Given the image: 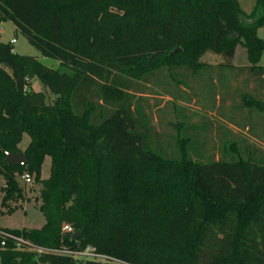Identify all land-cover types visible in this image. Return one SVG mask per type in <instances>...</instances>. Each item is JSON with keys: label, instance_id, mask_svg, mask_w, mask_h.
Masks as SVG:
<instances>
[{"label": "trees", "instance_id": "16d2710c", "mask_svg": "<svg viewBox=\"0 0 264 264\" xmlns=\"http://www.w3.org/2000/svg\"><path fill=\"white\" fill-rule=\"evenodd\" d=\"M6 20L63 69L0 41L2 204L7 213L17 208L25 193L18 179L29 172L41 184L45 218L40 228H0V264H264V149L226 136L220 158L201 161L191 135L174 133L177 153H162L159 132H151L156 143L149 137L138 102L145 99L135 96L139 84L132 90L131 82H143L145 91L161 84L158 72L167 69L179 92L206 77L212 107L217 95L230 98L238 125L264 145V42L257 35L264 0L249 12L238 0H0V22ZM240 40L248 66L232 63ZM206 52L223 61H202ZM174 69L184 76L176 80ZM27 77L41 79L53 100ZM234 79L243 85L233 94L227 89ZM24 134L31 141L22 151ZM19 152L26 165L5 161ZM47 156L51 173L42 179ZM65 223L81 235L72 240ZM14 237L48 250L90 245L122 263L41 253Z\"/></svg>", "mask_w": 264, "mask_h": 264}, {"label": "rangeland", "instance_id": "374dc122", "mask_svg": "<svg viewBox=\"0 0 264 264\" xmlns=\"http://www.w3.org/2000/svg\"><path fill=\"white\" fill-rule=\"evenodd\" d=\"M241 8L245 11H250L252 8L254 0H238ZM257 35L259 38H261L264 42V27H259L257 31ZM15 40L13 43L12 40ZM0 41L4 43H11L13 46L14 52L24 55V56H32L36 57L39 61H41L43 64L54 68H57L59 66V63L57 60H54L49 57H45L41 54L38 48L31 45L27 38L16 29L14 24L10 20L2 21L0 22ZM203 61H209V62H218L221 63L223 60L219 55L211 54V52H206L202 57ZM262 60H260L259 65H264V52L261 57ZM232 63L235 66H248L250 65V61L246 52V48L243 45V41L240 40L235 45V54L232 59ZM60 69H63L59 66ZM167 69H164V71L158 72L160 73L159 80L161 84H158L156 82L151 83L146 86V90L143 91L142 84L143 82L132 80V90L136 88V84H139V92L135 93V96H142L141 94H144L143 97L144 100H138L140 102V105L142 106V109L147 113V118L149 119V124L152 126L149 130V137H151V140H153L151 132H159L160 134V142L162 143V150L160 149L162 153H165L171 157L174 156V154L177 153V150L174 148V139L172 138V135L179 134L180 136H190V131L185 127L187 125L186 123H183L178 126V128H174L175 122H178L180 120V114L181 112L178 110V108L175 104H173L171 100H168L166 98L165 92L167 90H170L171 92L179 93L178 95L182 98L192 101L191 94L192 92L188 89L187 91H182V87H180V91L177 92V88H175V85H172V80L168 79V72L165 71ZM170 72V71H169ZM229 74L232 73V71L228 72ZM170 74L177 80L184 76V73L178 69V71L175 69L170 72ZM158 75V76H159ZM179 77V78H178ZM176 80H174L176 82ZM27 81L31 84V87L34 88L36 91H41L45 93L46 100L48 102H51L54 98V95L51 93L50 88L47 87L41 79L34 77H27ZM155 81V80H154ZM169 82V85H168ZM184 83H189L187 80L184 79ZM28 84V86L30 85ZM175 84V83H174ZM186 84V85H187ZM241 85V84H240ZM243 85V83H242ZM251 83L248 84L250 86ZM144 92V93H141ZM184 92V93H180ZM111 94L116 97L117 95L114 94V92H111ZM149 94V95H145ZM136 97V98H137ZM135 102L137 100L135 99L132 103L133 106L135 105ZM189 103V101H187ZM191 103V102H190ZM201 103V102H199ZM179 106V105H178ZM188 108H190L189 105H187ZM188 110V109H187ZM190 110L187 112L189 113ZM188 115V114H187ZM189 116V115H188ZM240 115L237 116L239 118L238 120L241 121ZM182 120V119H181ZM171 137V138H170ZM249 138V137H248ZM250 139V138H249ZM251 144L253 146H256L260 149H264V145L256 141V139H250ZM30 137L27 134L23 135V139L20 143V148L22 151L25 150L29 143ZM153 142L156 143L155 140ZM248 142V141H247ZM152 143V142H151ZM167 143H171V145H168ZM210 143H214V140H211ZM215 144V143H214ZM210 146V152L219 153L220 155V148L215 145ZM254 147V148H256ZM176 152V153H175ZM30 175H32L29 172H25ZM51 173V158L46 157V159L43 162L41 171H40V177L42 179H46L50 177ZM24 174V173H23ZM33 182L32 183H26L24 180L21 179V177L18 179L19 185L24 188V199L21 200L17 208L14 211H11L7 213L6 211L8 208L2 204V193H1V187L3 185V177L0 174V228H8V229H22V228H40L45 223V218L42 214V212L39 209L40 205V188L41 184L35 181V176L32 175ZM33 188V189H32Z\"/></svg>", "mask_w": 264, "mask_h": 264}, {"label": "crops", "instance_id": "0c3cea01", "mask_svg": "<svg viewBox=\"0 0 264 264\" xmlns=\"http://www.w3.org/2000/svg\"><path fill=\"white\" fill-rule=\"evenodd\" d=\"M203 61V60H202ZM212 66H216L219 64L218 62H209L204 61ZM59 63V62H58ZM60 66V63H59ZM59 66L57 68H59ZM207 79L206 77L198 78L196 81H193L190 84L189 88L184 86L182 87V91H187L188 89L192 92L191 97L192 101L189 103L186 99L180 98L175 99L170 93L165 92L166 98L168 100L173 101L172 103L175 104L178 110L181 112L180 120L185 121L189 124V129L191 132V138L195 141L194 145L199 148V157L201 156H208L212 154L215 160L220 158L219 153L210 152V146L214 145L218 146V148L225 147L224 142L229 139H238V138H247L254 139L248 134L247 128H242L238 125L240 120L237 118L240 115L239 111H235L232 109V100L230 98H226L222 101L221 95L216 96L215 106L212 107V100L211 96L212 93L210 92V87L208 85V81L204 82ZM213 82L218 85L219 89L221 86L218 84L217 78L213 79ZM230 86L228 87L227 91L233 93L238 91L242 88V81L239 79H234L230 81ZM241 84V85H240ZM150 86V84H147ZM225 88V87H224ZM250 88H254V84L251 83ZM226 88L224 89V91ZM142 96L144 94H141ZM149 95V94H145ZM146 97V96H143ZM236 97V96H235ZM146 99V98H145ZM191 102V103H190ZM201 102V103H199ZM179 105V106H178ZM190 106V108L187 107ZM189 113L187 112L188 110ZM147 114V113H146ZM189 116H188V115ZM229 118H233L234 121H230ZM182 119V120H181ZM241 119V118H240ZM226 136L228 138L226 139ZM211 140H214V143H210ZM198 160L205 161L204 158H198Z\"/></svg>", "mask_w": 264, "mask_h": 264}, {"label": "built area", "instance_id": "2783aa9c", "mask_svg": "<svg viewBox=\"0 0 264 264\" xmlns=\"http://www.w3.org/2000/svg\"><path fill=\"white\" fill-rule=\"evenodd\" d=\"M12 42L14 43L15 40L13 39ZM21 179L24 180L26 183H31L32 182V175L28 174V173H24L21 176ZM62 231L63 232H71L74 233V229L69 225V224H63L62 227ZM13 239L17 240L20 243H24L26 245H28L29 249L31 250H35L38 252H52V253H59V254H64V255H70L73 256L75 259H86V260H94V261H99L101 262H113V263H122L121 261L111 258L107 255L98 253L95 249V247L93 246H87L84 250L81 251H71V250H67L62 249V250H48V249H44V248H40L37 247L29 242L24 241L21 238H16L14 237Z\"/></svg>", "mask_w": 264, "mask_h": 264}, {"label": "water", "instance_id": "95a60500", "mask_svg": "<svg viewBox=\"0 0 264 264\" xmlns=\"http://www.w3.org/2000/svg\"><path fill=\"white\" fill-rule=\"evenodd\" d=\"M236 35V32H234L231 37L235 36ZM180 48H176L174 50V52L177 53V51H179ZM6 157L5 158V161L11 165V166H24L26 165L27 163V157L25 155L24 152H19V153H16V154H13V153H7L6 154ZM81 235V232L80 231H75L73 234H72V240H75L77 239L79 236Z\"/></svg>", "mask_w": 264, "mask_h": 264}]
</instances>
